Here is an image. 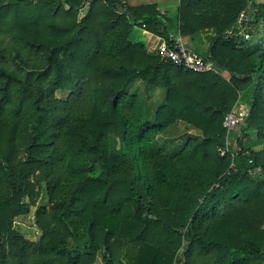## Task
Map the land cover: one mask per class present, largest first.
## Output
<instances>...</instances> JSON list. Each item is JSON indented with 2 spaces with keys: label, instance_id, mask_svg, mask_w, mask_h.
<instances>
[{
  "label": "trees",
  "instance_id": "1",
  "mask_svg": "<svg viewBox=\"0 0 264 264\" xmlns=\"http://www.w3.org/2000/svg\"><path fill=\"white\" fill-rule=\"evenodd\" d=\"M175 28L216 29L214 70L161 57ZM139 82L161 91L151 110ZM179 121L193 132L165 142L181 148L156 149ZM250 131L264 140V1L179 0L173 18L157 3L0 0V264H264ZM32 207L38 239L14 222Z\"/></svg>",
  "mask_w": 264,
  "mask_h": 264
},
{
  "label": "built area",
  "instance_id": "2",
  "mask_svg": "<svg viewBox=\"0 0 264 264\" xmlns=\"http://www.w3.org/2000/svg\"><path fill=\"white\" fill-rule=\"evenodd\" d=\"M88 6L89 3H86L85 7L82 9H87ZM143 26H146V24L143 23ZM243 31L244 30L240 32ZM169 36L170 41L166 40L161 45L160 54L164 60L172 61L177 65L185 66L196 72H207L214 70L213 63L207 59V57L201 56L194 49L188 47L185 44L183 36L180 34V32H172L169 34ZM245 37L249 38L250 34L245 32ZM248 111V106L245 104H240L239 102L225 115L223 122L224 126L227 127L229 131L236 128L237 125L243 122L244 118L248 114Z\"/></svg>",
  "mask_w": 264,
  "mask_h": 264
},
{
  "label": "crops",
  "instance_id": "3",
  "mask_svg": "<svg viewBox=\"0 0 264 264\" xmlns=\"http://www.w3.org/2000/svg\"><path fill=\"white\" fill-rule=\"evenodd\" d=\"M126 1L132 5L157 3L159 9L162 12H165L168 16L173 18L176 17L179 6V0H126ZM172 32L178 33L179 31L177 28H175L172 29ZM216 32L217 31L215 28H207L197 32L194 35L183 36V40L188 47L194 49L195 51L197 49V46H201L202 51L205 53L203 57H206L208 56L209 49L216 35ZM240 102H242L241 104H245L246 106H248L246 101H244L243 99ZM185 132H193V130L189 128V126L186 123L179 121L171 125L168 129L161 132L159 139H157L156 149L170 153L179 150L182 146V143H180L179 141H176L175 143L174 142L168 143L165 142V139L180 136Z\"/></svg>",
  "mask_w": 264,
  "mask_h": 264
},
{
  "label": "rangeland",
  "instance_id": "4",
  "mask_svg": "<svg viewBox=\"0 0 264 264\" xmlns=\"http://www.w3.org/2000/svg\"><path fill=\"white\" fill-rule=\"evenodd\" d=\"M258 1H264V0H258ZM86 12H87L86 9H82V11L80 10V16H83ZM196 51L199 54H201L202 56H204V54H205L202 51L201 46H197ZM134 91H137L139 93L140 97L145 101L149 110L152 109V106L154 104H156L157 101L161 97V91L159 89L150 88V86H148L144 83H141V82L137 83V85L134 87ZM241 103L242 102H240V104ZM237 132H238V130L236 128L231 130V134H230V138H229V144L230 145H235L234 140L237 137ZM249 134L250 135L245 139L246 145L248 147H250L251 149H254V150L264 149V140H262V141L257 140L255 138L253 131H250ZM174 138H176V137H174ZM174 140H176V139H174ZM168 141H170L168 143H171V142H173V139H169ZM35 211H36V207H32L30 209V212L28 215L17 216L15 218V221H14L15 227L18 228L27 237H29L31 239H38L41 235V230L35 221ZM100 262H101V258L99 257L96 264H99Z\"/></svg>",
  "mask_w": 264,
  "mask_h": 264
}]
</instances>
